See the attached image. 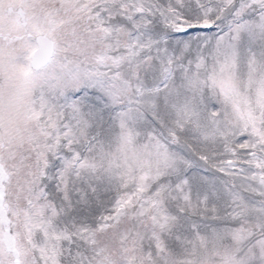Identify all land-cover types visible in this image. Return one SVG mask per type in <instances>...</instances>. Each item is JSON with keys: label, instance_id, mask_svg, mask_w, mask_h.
I'll return each instance as SVG.
<instances>
[{"label": "snow or ice", "instance_id": "6c2138e0", "mask_svg": "<svg viewBox=\"0 0 264 264\" xmlns=\"http://www.w3.org/2000/svg\"><path fill=\"white\" fill-rule=\"evenodd\" d=\"M0 264H264V0H0Z\"/></svg>", "mask_w": 264, "mask_h": 264}]
</instances>
